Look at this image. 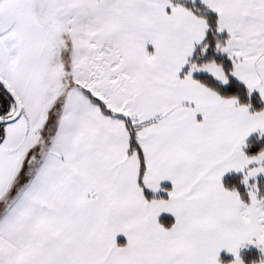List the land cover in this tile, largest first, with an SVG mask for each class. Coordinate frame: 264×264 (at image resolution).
Listing matches in <instances>:
<instances>
[{
	"label": "snow or ice",
	"instance_id": "snow-or-ice-1",
	"mask_svg": "<svg viewBox=\"0 0 264 264\" xmlns=\"http://www.w3.org/2000/svg\"><path fill=\"white\" fill-rule=\"evenodd\" d=\"M0 264H264V0H0Z\"/></svg>",
	"mask_w": 264,
	"mask_h": 264
}]
</instances>
